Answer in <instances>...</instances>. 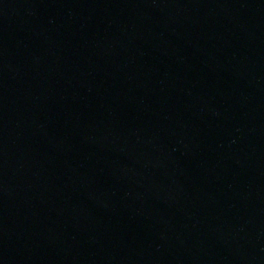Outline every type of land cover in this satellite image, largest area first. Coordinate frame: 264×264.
Here are the masks:
<instances>
[{
    "label": "water",
    "instance_id": "1",
    "mask_svg": "<svg viewBox=\"0 0 264 264\" xmlns=\"http://www.w3.org/2000/svg\"><path fill=\"white\" fill-rule=\"evenodd\" d=\"M0 264H264V0H0Z\"/></svg>",
    "mask_w": 264,
    "mask_h": 264
}]
</instances>
